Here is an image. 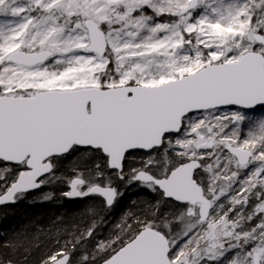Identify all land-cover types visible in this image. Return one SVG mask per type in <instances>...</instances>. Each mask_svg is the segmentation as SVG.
Listing matches in <instances>:
<instances>
[{
    "label": "snow or ice",
    "instance_id": "6c2138e0",
    "mask_svg": "<svg viewBox=\"0 0 264 264\" xmlns=\"http://www.w3.org/2000/svg\"><path fill=\"white\" fill-rule=\"evenodd\" d=\"M45 188L98 199L0 264H264V0H0V208Z\"/></svg>",
    "mask_w": 264,
    "mask_h": 264
},
{
    "label": "trees",
    "instance_id": "16d2710c",
    "mask_svg": "<svg viewBox=\"0 0 264 264\" xmlns=\"http://www.w3.org/2000/svg\"><path fill=\"white\" fill-rule=\"evenodd\" d=\"M72 161L66 162V166H71ZM42 189L31 194L27 199L16 203L15 207H7L0 210V241L11 239L14 233L22 231L28 226L29 233H34L37 226L48 227L58 215L63 214L66 220L75 219L74 213L82 210L87 204L94 202L97 198H89L85 201H68L57 203L56 200L51 202H33L39 196ZM60 191V188L51 189ZM134 197H147L143 190L131 191L126 194L124 204L127 206ZM115 216H113V220Z\"/></svg>",
    "mask_w": 264,
    "mask_h": 264
},
{
    "label": "water",
    "instance_id": "95a60500",
    "mask_svg": "<svg viewBox=\"0 0 264 264\" xmlns=\"http://www.w3.org/2000/svg\"><path fill=\"white\" fill-rule=\"evenodd\" d=\"M36 193V192H35ZM34 194V193H32ZM31 195V194H30ZM98 199V198H97ZM68 201H73V200H68ZM16 204H9V205H6L4 206L3 208H0V210L4 209V208H7V207H15Z\"/></svg>",
    "mask_w": 264,
    "mask_h": 264
}]
</instances>
